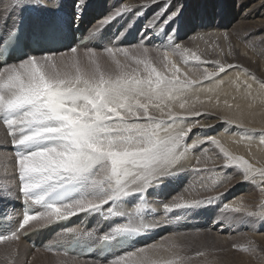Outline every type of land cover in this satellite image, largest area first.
Instances as JSON below:
<instances>
[{"label": "snow or ice", "instance_id": "snow-or-ice-1", "mask_svg": "<svg viewBox=\"0 0 264 264\" xmlns=\"http://www.w3.org/2000/svg\"><path fill=\"white\" fill-rule=\"evenodd\" d=\"M21 3L27 4L29 0H11V9ZM157 3L160 0H145L141 7ZM85 4L86 0H76L74 21L80 20ZM33 6L42 5L37 0ZM9 8L7 3L0 6V10L10 15ZM182 8L178 4L169 11L166 3L148 20L145 30L162 33L181 14ZM132 9L130 4L124 5L102 19L93 31H99L122 12ZM136 15L143 13L136 11ZM19 31V26L14 25L4 41L8 36L15 38ZM174 33L173 28L167 35V43L161 46H147L150 36L142 33L139 42L130 47L113 44L97 50L73 46L61 52L27 55L13 63L4 58L8 44L0 42V132L4 134L0 141L5 150L11 146L10 156L0 155V167L4 168L0 174V198L14 197L23 205L18 226L0 232L3 264H19L17 246L22 235L79 214L126 218V222L115 224L103 235L81 228L65 230L73 240H91L101 249L118 239L158 228L161 221H146L141 215L142 209L148 207L149 189L158 187L164 178L187 170L184 162L192 157L194 149L209 152L203 147L205 144L219 149L223 167H234L240 180L255 185L264 197V167L233 155L215 135L194 138L191 135L194 129L215 126L199 119L212 115L209 108L218 111L226 108L229 114L217 115V119L245 132L255 131L245 128L244 119L253 114L257 98L264 104V79L249 67L229 62L228 58L236 60L237 54L228 31L210 43L205 41L206 49L195 50L175 42ZM234 34L255 57L264 60V37L257 44L249 39L253 33L244 37L238 32ZM191 40H204V37L194 35ZM233 70L234 78L223 75ZM225 82L242 91L249 101L247 112L239 103L235 105L237 111L232 112L233 104L227 98L221 104L219 91ZM199 93L208 97L207 107ZM260 143L264 145V139ZM218 158L195 157L197 167L192 170L200 177L204 191L213 188L203 183L201 174L213 169L199 165L214 166ZM230 179L225 177L220 185L213 187ZM222 195L203 199H185L181 195L163 203V209L170 213L203 207ZM133 197L139 202L124 209L121 205ZM243 201L241 196L232 204L225 203L221 211L239 214L253 223H264V199L256 206L258 211ZM164 239L170 242L167 250L171 254L166 258L154 260L153 250L160 245L150 244L127 251L109 264H129L127 258L131 257L136 258L135 264H189L190 257L184 254L187 249L179 236L174 234ZM248 243L249 247L243 250L264 264V249L257 248L252 241ZM232 248L240 250L241 246L233 244ZM47 250L69 255L68 249L61 250L58 244L49 245ZM194 255L204 257L207 250H196ZM84 264H100V261H84Z\"/></svg>", "mask_w": 264, "mask_h": 264}, {"label": "bare ground", "instance_id": "bare-ground-1", "mask_svg": "<svg viewBox=\"0 0 264 264\" xmlns=\"http://www.w3.org/2000/svg\"><path fill=\"white\" fill-rule=\"evenodd\" d=\"M163 0H160V3L157 4H152L148 8H142L141 5L143 2L140 0H86V4L83 8L81 17L79 21H74L73 20V13L75 11V0H39V4L42 6H36L41 12H45L46 10H59L62 12L64 16L68 18V27H69V33L66 35V41L68 44H71L69 46L73 47L75 46H82V47H89L92 45H98L102 48L106 46H112L113 44L115 46L123 47V46H130L132 42H135L136 40L139 42V40L142 38V33L143 35H148L150 36V39L146 42L147 46H161L167 43V35L169 32L172 31L174 28L172 25H166L164 28V31L162 33H158L154 31L153 29H147L145 30L147 26V22L150 18L153 17V14L155 11L162 6H165L164 2L162 3ZM188 0H166V3L169 4V11H171L173 8L176 7V5L180 4L183 7L186 5ZM250 1L253 3L249 9L247 10V17L246 14H243L238 22L240 20H244V23H249L250 25L254 26L253 29H255L257 32L262 31V35L260 38L264 37V9L262 11H259L260 7H264V0H246ZM207 6H209L205 10H200L198 11V17L193 18L189 15H186L185 12H183V8L181 11V14L175 18V23L176 21L181 22V27L174 28L175 33H174V41L181 43L183 45H189V46H195L198 44H202L203 42L206 41L207 38H211L212 40H216L217 38L220 37L221 33L224 31H230L232 30V27L228 25L227 19H225L223 22L218 21L217 19L213 18L212 16L214 14L218 15L220 14V0H206L205 1ZM7 3L10 5L9 11L10 15L8 14L7 11L0 10V30L6 31L7 29L11 28V26L14 24V22L17 20L19 17L20 13L22 12L24 6L26 5H31L34 4L36 5L37 0H29V3H21V5L17 6L15 9H11V0H0V6L2 4ZM132 5L133 9L132 11H126L122 12L120 16H118L116 19H114L112 22H110L107 25H104L103 27L100 28L99 31L94 32L93 30L95 27L99 24V22L108 17L109 14L114 13L117 9L122 8L124 5ZM212 4L216 5L215 8H212ZM158 9V10H159ZM136 11H140L143 13V15H140L137 17ZM143 22V27L141 28L140 33L137 32V28L140 25V23ZM229 28V29H228ZM233 31V30H232ZM165 33V35H164ZM203 36L204 40H196L193 41L191 40L192 36ZM241 37H244V35H240ZM118 37V39H117ZM87 38V42L82 43L83 40ZM231 39L234 40L233 47L234 49L241 55L244 56V62H245V67H249L252 71L256 73V75L262 79L264 77L262 74L264 73V69L261 68L254 58L251 56L250 53L247 55H244L242 53V50L239 49V44L236 41L235 38L231 35ZM222 41V39H221ZM137 42V43H138ZM136 43V42H135ZM196 48H193L195 50ZM241 52H239V50ZM62 51V50H61ZM60 52V51H59ZM236 63H239L238 61ZM227 75L231 78H234L235 76V71H230ZM243 79V78H242ZM207 86V84H206ZM258 87L257 85H254V88ZM199 98L200 100L205 101V106L207 107L208 105V97L204 93H199ZM220 95V102L223 104V100L225 98L228 99L229 103L233 104V109L231 110L232 112H236L237 109L235 108V105L239 103L241 107L247 112V104L248 100H246L243 95L242 91H237V88L235 85H233L230 82H225V84L222 86V88L219 91ZM232 97H236L235 100L232 99ZM193 100L196 99V96L194 95L192 97ZM212 103H216L215 96L212 97ZM209 111L212 113L211 116H202L199 117L201 122H207L215 125L214 129H220L221 127H224V133L218 134L216 137L221 140V142L225 145V147H229L233 144L239 145L238 142H235V137L232 135H226V133L234 132L235 130H238L241 132V134L244 137H250L251 140L253 141L254 145H247V147L256 152L257 156L264 160V145H261L260 141L261 139H264V136H262V131H264V111H261V115L254 113L252 115H246L244 119V124L245 126H250V127H255L257 125V128H253L255 131H247L245 132L244 129L236 127L234 125H229L225 123L223 120L217 119V115H228L229 110L226 108H222L221 110H217L215 108H209ZM259 125V127H258ZM209 129H194L192 132L193 138L196 135H201V136H208L209 134ZM248 129V128H247ZM252 130V129H249ZM261 134L260 137L257 136L256 134ZM1 136V135H0ZM3 142V141H2ZM191 141H189L190 143ZM3 144V143H2ZM1 144V145H2ZM208 145V144H207ZM197 153L193 150V155L190 159L186 160L184 162L185 167L187 170L180 171L178 174L173 175V177H179V179L183 178V184H180L179 180H174L176 178H172V176L166 177L163 179L164 184H166L168 187H170L171 190L179 192L178 194H182L185 198V196L189 195L192 198L195 197L193 193H187L189 191H185L188 189V186H184L186 182L190 181L192 179V169H193V164L195 160V156ZM2 168V167H0ZM4 171V170H2ZM189 183V182H188ZM163 184V185H164ZM170 185V186H169ZM189 185V184H188ZM151 190L153 192L158 191V187H154L149 189L148 191V196L146 197V204L148 207L145 209H142L141 215L144 216L146 221H151V220H160V217L162 215V210L163 209V203H168L164 197L160 196H151ZM187 193V194H185ZM180 194V195H181ZM170 197V196H169ZM179 197V195L177 196ZM190 197V198H191ZM188 199V198H185ZM203 199V198H202ZM171 201V200H170ZM182 201V200H181ZM4 202V207H1L2 210H5L9 216L11 217V220L15 223V228L18 226V220L20 219V200L15 199L14 197L8 198V199H3ZM138 199L133 197L129 198L126 202H124L121 206L124 209H129L134 207L136 203H138ZM223 203L221 200H215L213 203L200 207V210L196 215L200 216L201 214H205V210L208 211V218H210L211 213L215 208H218L220 211L222 209ZM204 208V209H202ZM148 209V210H146ZM146 210V211H144ZM191 213H189L190 215ZM199 214V215H198ZM221 216V215H220ZM218 217L217 220L221 219V217ZM193 217V216H190ZM199 218V217H198ZM200 219H205L203 216ZM126 222V218H118V220L115 221V224L117 223H124ZM215 222V220H214ZM13 223V224H14ZM199 223H202L200 220ZM12 224V225H13ZM114 224V223H113ZM213 225V224H212ZM95 226V221L94 218L91 221V224L88 225V229ZM100 225L95 226L96 228H99ZM215 226V225H214ZM68 228H81L84 229L82 226V220L81 217L75 218ZM159 233L162 230L161 226L156 228ZM156 229H153L152 232ZM218 232H221V227L217 229ZM44 232V231H42ZM42 232L35 233L31 235L27 240L20 238L18 241V247L23 251H25L24 254L30 251V245L29 243L31 241H35V243H43V241L40 239L38 240L37 237H39ZM47 232V231H46ZM58 233V232H57ZM149 238L152 235V233L148 231ZM158 234V232H157ZM145 245L147 243H144ZM144 244L137 246L142 247ZM158 244V243H157ZM160 245V244H158ZM37 250H40L39 248ZM157 250V249H156ZM154 251V250H153ZM121 255H124L121 254ZM120 255V256H121ZM154 257L158 256V253L155 252L153 254ZM113 259V258H110ZM88 260V259H86ZM109 260V259H107ZM106 260V261H107ZM94 261V260H93ZM104 261V262H106Z\"/></svg>", "mask_w": 264, "mask_h": 264}, {"label": "rangeland", "instance_id": "rangeland-1", "mask_svg": "<svg viewBox=\"0 0 264 264\" xmlns=\"http://www.w3.org/2000/svg\"><path fill=\"white\" fill-rule=\"evenodd\" d=\"M76 1V0H75ZM141 2H145V0H140ZM206 0H188L186 5L183 7V12L186 13V15H189L193 18L198 17V11L205 10L209 6H207ZM166 4V0H163L162 3ZM220 14L216 15L214 14L212 17L217 19L220 22H223L225 19H227L228 25L232 27V30L230 31V34L236 39L239 44V49L242 50V53L245 55V52L250 53L251 56L254 58L256 63L264 69V60H261L257 57H255L252 53V51L247 50L244 46V43L237 39L236 35L234 33H239L240 35L246 36L248 33H253L254 35L252 37H249V39H252L259 43L261 40L262 31H256L254 26L250 25L249 23H244V20H238L243 14H246L244 18L247 17V10L249 7L253 4L250 1L246 0H220ZM212 8H215L216 5L212 4ZM17 7V6H16ZM15 7V8H16ZM14 8V9H15ZM161 8V7H160ZM17 9V8H16ZM15 9V10H16ZM159 9V8H158ZM158 9L155 11L157 12ZM264 7H260L259 11H262ZM13 10V9H12ZM169 25H172L174 28H180L181 22L171 21ZM143 27V22L140 23V25L137 28V32L140 33L141 28ZM229 29V28H228ZM165 35V33H164ZM232 40V43H234V40ZM206 41L209 43L212 41L211 38H207ZM138 42L137 40L135 41ZM132 42L130 43L132 45H135L136 43ZM222 43V41H221ZM129 46V47H130ZM186 47L190 48H197L200 49H206L207 44L203 42L202 44H198L195 46H189L188 44L185 45ZM92 48H96L97 50L102 49V47L98 45H92L89 46ZM119 47V46H117ZM152 47V46H151ZM68 49V48H67ZM238 49V50H239ZM66 49L62 50L65 51ZM239 50V52H241ZM236 51V50H235ZM61 52V51H60ZM237 59L232 60L231 57L228 58L229 62L236 63L237 61L245 65L244 62V56H241L237 51ZM39 56V55H36ZM215 58V57H210ZM122 59V58H121ZM264 77V73L262 74ZM254 113L261 115V111H264V104H261L259 98L256 100V104L254 109L252 110ZM264 124V122H263ZM259 127V125H258ZM245 128L253 129L257 128V125L255 127L245 126ZM220 133H224V127H221L219 130L210 128L208 135H215L217 136ZM238 130H235L234 132L226 133V135H232L235 137V142H238L239 145L233 144L229 147H226L233 155H240L244 158L248 159L251 163L256 165V167H264V160L260 159L257 156V153L250 150L247 145H254L252 143L253 141H249L248 137H244ZM0 137H2L4 134L3 132H0ZM260 137L261 134H256ZM3 142L0 141V155L2 156H10V144L8 145V149L5 150L3 147ZM2 144V145H1ZM203 147L208 148V153H203L202 148L194 149L195 153H197V156H203L205 159H207L209 156H218L219 158L216 160L215 165L213 166L211 163L205 165L201 164L199 167H206L213 169L212 171H206L201 174L203 178V183L206 184L209 188H213L212 191H204L201 188V179L197 176V174L192 171V179L184 185L188 186L189 192L187 193H193L195 197L202 199L207 196H216L220 193H223V195L219 198L223 204L229 203L232 204L234 200L239 199L241 196L244 197V203L249 205L253 211H258L259 209L256 207L260 204L261 200L264 199V197L261 196L259 190L256 188L255 185H253L250 182H242L240 180V177L238 173L236 172V169L234 167L230 168H224L223 167V157L222 154L219 153V149L215 148V146L207 145L205 144ZM197 167L196 160H194L193 168ZM4 168H0V174L3 173ZM225 177H230V180H226L224 185L213 187L214 185H220V182L222 180H225ZM176 178L174 180H179L180 184H183V178L179 179V177H173ZM161 183L158 186V191L153 192L151 190V196H160L164 197L167 202L173 199V197H177L179 192L173 191L168 187L166 184ZM189 184V185H188ZM170 186V185H169ZM185 193V194H187ZM170 196V197H169ZM191 196L187 195L185 198H190ZM192 198V197H191ZM218 200V199H217ZM3 198H0V207H4ZM183 202V201H179ZM204 209V208H202ZM148 210V209H146ZM144 210V211H146ZM201 211L200 207L198 208H190V209H177L170 213H165L164 210H162V215L159 216L161 223L160 226L162 230L159 233V231L156 229L153 232L150 230L152 235L150 238L145 242L146 245L150 244H160V247L157 250L153 251V254L155 252L158 253V256L153 255L154 260H159L161 258H166L170 256L169 249L170 242L168 240H165V237H171L174 234H177L179 236V240L182 243L183 247L187 249V251L184 252V254L188 257H190L189 264H261V262L257 259H255L248 251H244V248L249 247V241H252L255 243L256 247L259 249H264V223H259V221H255L254 223L249 220V218L241 217L239 214H232L227 211H220L218 208H215L213 212L211 213L210 218H208L207 215L208 211L205 210V214H201L200 216H197L196 214ZM189 213H191L189 215ZM199 215V214H198ZM221 215V216H220ZM193 216V217H190ZM204 217L205 219H200L201 217ZM221 217V219L217 220L218 217ZM199 217V218H198ZM200 220L202 223H199ZM215 220V222H214ZM213 224V225H212ZM215 225V226H214ZM223 226V231L218 232V228ZM158 232V234H157ZM182 234V235H179ZM51 232H44V234H41L39 237H37L38 240H44L50 237ZM19 244V242H18ZM233 244H237L241 246L240 250H235L232 248ZM145 244L143 246H146ZM142 246V247H143ZM3 245H0V248H2ZM207 250V255L204 257H195L194 252L196 250ZM17 250L19 253V264H84V261H93L92 259H80V260H72V257L67 256H61L57 255L56 253H52L49 251H41V250H32L30 248V251L26 254L24 249H20L17 246ZM222 250V251H221ZM115 259V258H113ZM113 259H109L106 262H102L100 264H109L110 261ZM129 264H135V257L127 258ZM0 264H3L2 261H0Z\"/></svg>", "mask_w": 264, "mask_h": 264}]
</instances>
